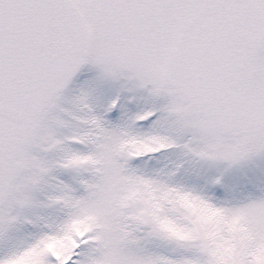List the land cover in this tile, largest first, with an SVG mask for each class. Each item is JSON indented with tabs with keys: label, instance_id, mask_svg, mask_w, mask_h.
<instances>
[{
	"label": "snow or ice",
	"instance_id": "snow-or-ice-1",
	"mask_svg": "<svg viewBox=\"0 0 264 264\" xmlns=\"http://www.w3.org/2000/svg\"><path fill=\"white\" fill-rule=\"evenodd\" d=\"M0 264H264V0H0Z\"/></svg>",
	"mask_w": 264,
	"mask_h": 264
}]
</instances>
